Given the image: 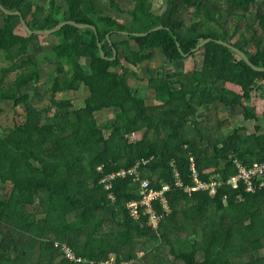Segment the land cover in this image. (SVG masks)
I'll return each mask as SVG.
<instances>
[{
	"label": "trees",
	"instance_id": "1",
	"mask_svg": "<svg viewBox=\"0 0 264 264\" xmlns=\"http://www.w3.org/2000/svg\"><path fill=\"white\" fill-rule=\"evenodd\" d=\"M0 3L20 11L34 31L64 21L96 28L66 25L41 36L57 39L43 49L59 67L42 109L28 88L43 69L25 59L40 36L18 33L20 17L0 9V120L11 122L0 133V264H264V189L225 184L212 197L174 186L175 171L184 186L194 185L192 165L201 181L226 182L236 174L234 161L264 163V111L256 106L264 102V73L214 42L183 56L212 39L264 69V2L167 0L160 14L153 0ZM158 26L164 28L132 35ZM197 55L204 56L198 69L154 75L163 65L195 64ZM234 108L255 124L252 132L230 114ZM142 162L141 178L151 187L171 185V212L158 229L129 215L127 204L139 199L132 178L115 179L109 190L100 183ZM153 206L162 213L159 202ZM64 245L82 261L69 260Z\"/></svg>",
	"mask_w": 264,
	"mask_h": 264
},
{
	"label": "built area",
	"instance_id": "2",
	"mask_svg": "<svg viewBox=\"0 0 264 264\" xmlns=\"http://www.w3.org/2000/svg\"><path fill=\"white\" fill-rule=\"evenodd\" d=\"M147 162L138 163L134 168L126 171L122 170L118 173L106 176L100 180L106 190H109L113 186V181L115 179H126L132 178L134 182L139 185V199L132 200L127 204L129 210V215L139 221L143 217L147 218V225L153 229H158L162 219L170 214V207L168 205V200L166 193L170 191L171 185L164 184L161 189H154L151 187V183L148 179L141 178V165H146ZM192 164L194 161L192 160ZM234 167L236 174L229 178L226 182L222 179H213L209 182H204L198 179V173L192 165V177L194 179L193 186H184L182 180L180 179L177 171L174 172V186L184 189L187 193L192 192H208L210 196L214 197L221 189L224 188L225 184L232 186L233 188H238L243 185L246 192L255 193L258 190L264 189V163L256 164L253 167H245L238 161H234ZM112 200L115 198L111 195ZM154 202H159L162 206V213L158 211L153 206ZM64 253L67 258L74 263L81 262V258H77L72 249L64 245ZM122 264H130L124 262Z\"/></svg>",
	"mask_w": 264,
	"mask_h": 264
},
{
	"label": "rangeland",
	"instance_id": "3",
	"mask_svg": "<svg viewBox=\"0 0 264 264\" xmlns=\"http://www.w3.org/2000/svg\"><path fill=\"white\" fill-rule=\"evenodd\" d=\"M32 1H35L36 3H46L48 2V0H32ZM166 1L167 0H153L154 2V5L159 9H162L166 6ZM220 3L224 0H218ZM254 7V6H252ZM256 8L254 7L253 8V11H255ZM158 12V11H157ZM158 14V13H157ZM0 25H1V22H0ZM17 32L18 33H23V28L21 26L18 27L17 29ZM48 36V35H47ZM50 37V36H49ZM57 39H55V37H52V38H46L44 39V37H39L38 40L35 39V43L33 45V48L31 49V56H27L25 59H27V61H29L28 59H35L39 65H41L42 67V80L39 81L38 83H35L34 85H32L30 87V89L28 88V92L33 90V95L35 96L34 97V104L36 105V107L38 108H47L48 107V102L50 100V96H51V87H52V83H53V80H52V77H53V73L55 71L58 70V66H56L55 64H52L54 62H47L45 58V52H44V49L43 47H47L48 49L50 47H52V45L54 44L53 41H56ZM44 45V46H43ZM48 49H46L45 51H47ZM1 52V51H0ZM3 58V55L2 53H0V61H2L1 59ZM204 56L203 55H197L195 57V64H192L190 62H188L185 66V63L181 62L179 64H176L175 66H160V69H159V65L161 64V61L157 59V61H155L152 65H151V68L154 69V70H157V73H154L155 76H165L167 74V72H185L187 71L188 69H193V67L195 68H199L200 67V64L203 60ZM83 64L85 66V68L87 70L90 71V63H89V60H85L83 61ZM2 65H5L3 62L2 64H0V67ZM64 65L67 69H71V66L70 64H68L67 62H64ZM143 77V80L146 84L147 82V79H148V76L146 75L145 77ZM228 88L230 90H233L231 91L232 93H235V92H240V89L239 88H235L233 86H228ZM70 96H64L63 99H68V101H73V97H71L70 99ZM83 99V96H82V93H79V94H76L75 95V101H81ZM256 106H257V112L258 113H262L264 111V102L261 101V100H257V103H256ZM20 112H22V109L20 110ZM54 112L52 111L51 114H53ZM230 114L236 116L235 118L237 119L239 125L241 126H247L250 131L252 132L253 129H254V126L255 124L252 123V122H245L244 119H243V115L241 113V111L238 109V108H234V109H231L230 110ZM10 118L7 117V116H4L1 118L0 120V133H4V134H7L9 132V126H11V122L9 120ZM100 119L103 120V123L108 120V115H102L100 117ZM133 139H136V137H133Z\"/></svg>",
	"mask_w": 264,
	"mask_h": 264
},
{
	"label": "water",
	"instance_id": "4",
	"mask_svg": "<svg viewBox=\"0 0 264 264\" xmlns=\"http://www.w3.org/2000/svg\"><path fill=\"white\" fill-rule=\"evenodd\" d=\"M0 9L6 14V15H9V16H19L20 17V21H21V25L23 27V29L30 35H38V36H47V35H51V34H55L57 32H59L62 28H64L66 25H73L77 28H80V29H87V28H91L93 30L96 31V28L92 25H89V24H79L75 21H64L62 22L61 24H59L57 27L53 28V29H49V30H31L30 27L28 26L26 20L23 18V15L20 11H9L7 10L1 3H0ZM164 27L163 26H158L154 29H152L151 31L149 32H146V33H132L133 36H137V37H142V36H146L148 35L149 33H152V32H155V31H159L161 29H163ZM123 34H126V35H130V33L128 32H123ZM108 39H110V35H108ZM216 43L222 47H225L227 49H229L230 51H232L233 53H235L236 55H238L241 59H243L246 64L254 71V72H257V73H264V69H261V68H256L251 62L250 60L247 58V56L241 52L240 50L236 49L235 47L231 46L230 44H227V43H224L222 41H214L212 39H208V40H205L204 42H202L200 45H198L190 54L188 55H183L185 58H188L191 54H194V53H197L198 51H200L202 48H204L206 45L210 44V43ZM98 44H99V47H100V52H101V56L103 59H107L105 54H104V51L102 49V44L100 43V41H98ZM178 48H179V51L180 53H182V50L180 49V45L177 44ZM115 55H116V52H115Z\"/></svg>",
	"mask_w": 264,
	"mask_h": 264
},
{
	"label": "crops",
	"instance_id": "5",
	"mask_svg": "<svg viewBox=\"0 0 264 264\" xmlns=\"http://www.w3.org/2000/svg\"><path fill=\"white\" fill-rule=\"evenodd\" d=\"M166 2H167V1H166ZM263 2H264V0H260V4L263 3ZM253 6L256 8V10L253 11V8H254V7H252V8H251V14H256V12H257V6H255V5H253ZM157 11H158V12H157ZM156 13L160 14V13H161V9H160V8L157 9V10H156ZM196 69H197V68H196Z\"/></svg>",
	"mask_w": 264,
	"mask_h": 264
}]
</instances>
